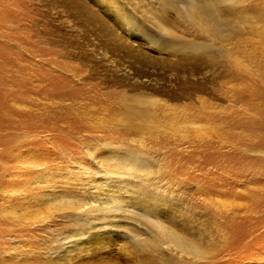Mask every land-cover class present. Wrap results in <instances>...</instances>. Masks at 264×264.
<instances>
[{"label":"rangeland","instance_id":"rangeland-1","mask_svg":"<svg viewBox=\"0 0 264 264\" xmlns=\"http://www.w3.org/2000/svg\"><path fill=\"white\" fill-rule=\"evenodd\" d=\"M0 264H264V0H0Z\"/></svg>","mask_w":264,"mask_h":264},{"label":"bare ground","instance_id":"bare-ground-1","mask_svg":"<svg viewBox=\"0 0 264 264\" xmlns=\"http://www.w3.org/2000/svg\"><path fill=\"white\" fill-rule=\"evenodd\" d=\"M200 8H198L197 3L195 5L193 4V7L190 9L192 11V13H193L192 16H194V17L198 16V11L201 10ZM211 10H212V8H211ZM212 12L215 13L213 10H212ZM204 24H206L207 26H210L211 25V23L208 20H205L204 21ZM61 202L62 203L59 204V201H56V202L53 201V202H51L50 205H55V204L57 205V203H58L59 204L58 207H61L62 209H64V208L65 209L70 208V201H69V199H67L65 201H61ZM46 203L48 204V201H46ZM78 246H79L78 248H76V247H72V248L68 247L67 248V250L69 249L71 251L72 250H76V257L74 256L75 259H79L82 256L83 245H78Z\"/></svg>","mask_w":264,"mask_h":264}]
</instances>
